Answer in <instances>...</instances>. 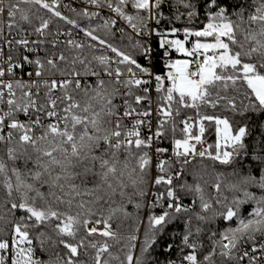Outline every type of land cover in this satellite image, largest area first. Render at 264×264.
<instances>
[{"label": "snow or ice", "instance_id": "obj_1", "mask_svg": "<svg viewBox=\"0 0 264 264\" xmlns=\"http://www.w3.org/2000/svg\"><path fill=\"white\" fill-rule=\"evenodd\" d=\"M83 3L78 15L102 20L80 29L95 44L58 28L48 39L53 18L78 27L63 0H0V264H264V128L250 139L247 123L217 114L264 118V0ZM118 19L134 53L96 34ZM210 129L214 145L198 149ZM196 157L231 179L218 172L213 194L181 182ZM121 217L130 231L114 227Z\"/></svg>", "mask_w": 264, "mask_h": 264}, {"label": "trees", "instance_id": "obj_2", "mask_svg": "<svg viewBox=\"0 0 264 264\" xmlns=\"http://www.w3.org/2000/svg\"><path fill=\"white\" fill-rule=\"evenodd\" d=\"M83 1V0H80ZM232 0H225V3H231ZM73 8V7H71ZM63 11V10H62ZM79 9H77V12H73L70 11L69 9H67L66 11H63V14L67 17H69L70 19H73L76 21L77 25L80 27H83L85 29H90V28H97V26L102 22L101 19H95V17H93L91 20H89L86 17H82L80 15H78ZM165 11L167 12V8H165ZM39 15L43 16L44 18H48V16L50 15L49 13H47L45 10L40 9L39 11ZM35 23H38V21H34ZM21 25L23 28L30 30V26L25 24L24 22H21ZM177 26H179V24H177ZM203 25L201 22H197L195 27L197 28H201ZM69 27H71V25L65 23L64 21H60L56 18H53V23L50 25V30L52 32V34L56 31V29L58 28L59 30L62 29H68ZM97 35L101 36L102 38L110 41L114 46L121 48L124 51H127L129 53H134L135 49L132 47V45L134 44L135 40L133 38V36L128 33L125 29L124 32L121 33L119 31L118 28H115L112 30L111 34H109L108 32H106L104 29H100L97 33ZM195 38H190V42H189V46L192 42V40H194ZM93 43V42H92ZM94 44V43H93ZM154 47H156V41L154 40ZM64 48V47H62ZM96 52L98 54V51L96 49ZM162 53V50L157 48V60H156V71L159 73H163L164 71H166L164 69L163 63L160 61L159 57ZM145 61L141 60V63H144ZM78 68L80 67L79 65L77 66ZM189 111V110H186ZM207 111L209 112V114H211L213 111L211 108L207 109ZM218 115H224L227 116L230 120V122H232L234 125L236 124H243V123H247L251 129V138H260V133L262 128H264V118L260 117L259 115L253 114L251 116H239V115H234L231 112H227L224 110H219L217 111ZM206 126L208 125V122H205ZM180 125H177V132H176V136L177 138H179L181 136V132H180ZM194 131H198L197 129H194ZM205 138L207 141V144H213L216 140V136L214 134V130H209L208 132H206L205 134ZM163 147L169 148L171 149L172 145L170 142V134L168 137L163 139V143L162 145ZM4 152H5V148L3 145H0V157H4L5 159L6 156H4ZM170 155V153H169ZM29 167H31V165H29ZM230 171V169L225 168L224 166H221L218 164V162H214L212 161L210 158H200V157H196L194 159L191 160V163L189 165H185L184 166V176L181 177V182L186 179L188 184H195V183H200L201 186L205 189L206 193L209 194H213V188L211 187V185L215 182V178H216V174L218 172H224L225 176L227 177V172ZM231 177H227L226 182L228 180H230ZM253 191H256L255 189H253ZM226 195H228L231 198L232 193H228L225 192ZM257 194H259L257 192ZM6 199L2 185H0V205H3V201ZM117 199V203H119V197L116 198ZM191 197H187L184 200V203L187 205L189 204ZM113 207H115L116 205H112ZM107 207V206H105ZM246 208L248 206H245ZM127 210L128 211H133L132 206L128 205L127 206ZM5 211H7L6 207L0 206V214H3ZM147 210L144 209L141 211L140 216L142 219H144L145 224H146V217H145V212ZM157 212L160 211V209H156ZM119 223L121 225L120 231L122 233L130 231L131 228L135 225V221L134 220H124L122 217L119 220H115L113 222L114 227L115 224ZM141 233L144 230V225H141ZM171 231V229H170ZM177 231H179V229H177ZM47 234L49 236H51L53 239H56L55 233L52 232L51 229L47 230ZM165 239H167V237H165ZM207 243V242H205ZM49 247V251L51 253H55V252H61V254H63V250H62V246L57 247V248H52L50 245ZM119 246H116L113 250L115 251ZM93 250L89 249V256H82L81 258L84 260H88L89 257L92 255ZM159 254V249L157 251V255ZM41 258L43 259H47V255L41 254ZM160 260L163 261L164 260V256H159ZM173 258L175 259V255L173 254Z\"/></svg>", "mask_w": 264, "mask_h": 264}, {"label": "built area", "instance_id": "obj_3", "mask_svg": "<svg viewBox=\"0 0 264 264\" xmlns=\"http://www.w3.org/2000/svg\"><path fill=\"white\" fill-rule=\"evenodd\" d=\"M63 3H65V4H69L70 7H73V8L79 9V10H80L82 7H85L83 1H80V0H63ZM62 10H63V11H66L67 9H62ZM89 10H91V8H89ZM98 11H101V17H106V16L108 15V13H107L106 10H98ZM95 19H97V18H95ZM116 28H118V29H120V28L125 29L128 33H130V34L133 36L134 40L137 39V37L135 36V33H133L132 29H131L130 27H128V25L126 24V22H124L123 20H119V19H118V23H117ZM0 29H4V30H5V34H7V30H6V27H5V21H4L2 18H0ZM80 29H85V28L80 27V26H78V27H76V28H73V26L71 25V27H69L68 29H62V30H60V32H61V33L71 32V33H72V38H73V39H75V40H77V41H79V42H83V43H92L93 41H90V40L84 35V33H83L82 31H80ZM85 30H87V29H85ZM54 34H55V32H54L52 35H50V36L48 37V39L50 40V39L54 38ZM32 38H35V37H32ZM67 38H68V37L65 36V35H61V36L59 37V39H60V41H61V45H60L61 48H62V47H65V45H64L62 42H63L64 40H66ZM181 38H182V35H181ZM93 43L95 44L96 42H93ZM47 46L50 47V45H47ZM153 46H154V42H153ZM101 47H102V46H97V47H96V49H97V51H98V54H100V48H101ZM105 54H107V55H111V53H110L109 51H107L106 49H105ZM171 58H172V59H181V58H183V57H181L180 54L173 52ZM57 78H58V77H57ZM88 79H89L90 81H94V80H95V77H90V78H88ZM20 119L23 120L24 117H23V116H20ZM143 133H146V129H143V130H142V134H143ZM204 140H205V142H204L203 145H197V148H198V149H201V148H207V147H208V144H207V141H206V138H205V137H204ZM153 159H154V161H155V154H154V153H153ZM193 159H194V158H193ZM191 160H192V159H191ZM154 174H155V170H154Z\"/></svg>", "mask_w": 264, "mask_h": 264}]
</instances>
